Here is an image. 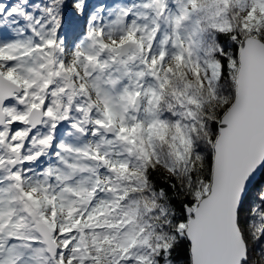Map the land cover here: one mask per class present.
I'll return each mask as SVG.
<instances>
[{"label": "snow or ice", "instance_id": "snow-or-ice-1", "mask_svg": "<svg viewBox=\"0 0 264 264\" xmlns=\"http://www.w3.org/2000/svg\"><path fill=\"white\" fill-rule=\"evenodd\" d=\"M0 264H264V0H0Z\"/></svg>", "mask_w": 264, "mask_h": 264}, {"label": "trees", "instance_id": "trees-1", "mask_svg": "<svg viewBox=\"0 0 264 264\" xmlns=\"http://www.w3.org/2000/svg\"><path fill=\"white\" fill-rule=\"evenodd\" d=\"M5 2H13V0H5ZM95 2H96V0H95Z\"/></svg>", "mask_w": 264, "mask_h": 264}, {"label": "rangeland", "instance_id": "rangeland-1", "mask_svg": "<svg viewBox=\"0 0 264 264\" xmlns=\"http://www.w3.org/2000/svg\"><path fill=\"white\" fill-rule=\"evenodd\" d=\"M90 2L95 3V0H90Z\"/></svg>", "mask_w": 264, "mask_h": 264}]
</instances>
